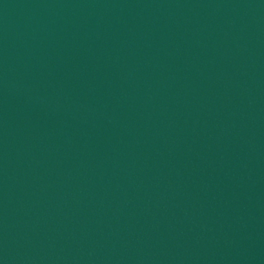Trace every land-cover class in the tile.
Returning a JSON list of instances; mask_svg holds the SVG:
<instances>
[{
    "label": "water",
    "instance_id": "obj_1",
    "mask_svg": "<svg viewBox=\"0 0 264 264\" xmlns=\"http://www.w3.org/2000/svg\"><path fill=\"white\" fill-rule=\"evenodd\" d=\"M0 264H264V0H0Z\"/></svg>",
    "mask_w": 264,
    "mask_h": 264
}]
</instances>
